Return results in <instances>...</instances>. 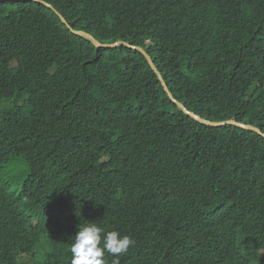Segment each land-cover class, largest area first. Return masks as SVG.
I'll use <instances>...</instances> for the list:
<instances>
[{"label":"trees","instance_id":"16d2710c","mask_svg":"<svg viewBox=\"0 0 264 264\" xmlns=\"http://www.w3.org/2000/svg\"><path fill=\"white\" fill-rule=\"evenodd\" d=\"M88 222L118 264H264V0H0V264Z\"/></svg>","mask_w":264,"mask_h":264},{"label":"clouds","instance_id":"9594fccd","mask_svg":"<svg viewBox=\"0 0 264 264\" xmlns=\"http://www.w3.org/2000/svg\"><path fill=\"white\" fill-rule=\"evenodd\" d=\"M134 240L130 235L112 230L105 232L97 223L79 226V230L70 245L71 264H106L105 253L117 257L127 253Z\"/></svg>","mask_w":264,"mask_h":264},{"label":"bare ground","instance_id":"6f19581e","mask_svg":"<svg viewBox=\"0 0 264 264\" xmlns=\"http://www.w3.org/2000/svg\"><path fill=\"white\" fill-rule=\"evenodd\" d=\"M64 21V23H67L65 20H63ZM76 34H78V35H81V36H83V37H85V38H87L88 40H90L91 42H93L97 47H101V48H106V49H111V48H117V47H119V46H125V47H128V48H130V49H133V50H139L141 53H143L146 57H147V59H148V61H149V63L151 64V66L153 67V69H155V71L157 72V70H156V67H155V65H154V63H153V60H152V58L142 49V48H136V47H133V46H129L128 44H126V43H123V42H117V43H114V44H102V43H100V42H98L94 37H92L91 35H89V34H86V33H84V32H75ZM113 46H116V47H113ZM158 73V72H157ZM159 77H160V80H161V82L163 83V86L165 87V89H166V92H168L170 95H171V93L169 92V89L167 88V86L164 84V80H163V77H162V75L161 74H159ZM171 97L173 98V100L180 106V108L181 109H183V110H185L189 115H194V114H192V113H190L189 111H187L186 110V108L183 106V105H181V104H179V102L173 97V95H171ZM194 116H196V115H194ZM198 119H200L198 116H196ZM196 119V118H195ZM198 119H196V120H198ZM198 121H200V122H202V123H205V124H208V122H205V121H203V120H198ZM232 122V121H231ZM227 123H229V122H227ZM238 123V122H237ZM211 123H209V125H210ZM213 124H223V123H213ZM239 124V123H238ZM227 125H232V124H227ZM244 125V124H243ZM220 126H226V125H220ZM254 128V127H253ZM255 129H257V128H255ZM257 130H259L260 131V133L259 134H262V132H261V130L260 129H257ZM254 132H256V131H254ZM258 133V132H257Z\"/></svg>","mask_w":264,"mask_h":264},{"label":"water","instance_id":"95a60500","mask_svg":"<svg viewBox=\"0 0 264 264\" xmlns=\"http://www.w3.org/2000/svg\"><path fill=\"white\" fill-rule=\"evenodd\" d=\"M113 47H116V46H113ZM192 117L198 119V118H197L196 116H194V115H192ZM198 120H200V119H198ZM208 124H209V123H208ZM227 124L238 125L239 127L244 128V129H246V130H249V131H256V132L260 133L259 130L255 129V128H253V127L245 126V125H243V124H238L237 121H232V122H229V123H223V124H210V125H212V126H220V125H227Z\"/></svg>","mask_w":264,"mask_h":264}]
</instances>
